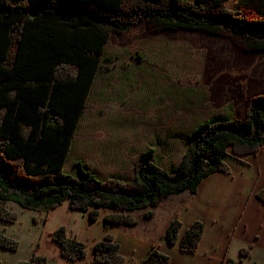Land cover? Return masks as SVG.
<instances>
[{
  "label": "trees",
  "instance_id": "obj_1",
  "mask_svg": "<svg viewBox=\"0 0 264 264\" xmlns=\"http://www.w3.org/2000/svg\"><path fill=\"white\" fill-rule=\"evenodd\" d=\"M141 22L158 31L226 33L243 41L250 50L264 49V17L251 21L237 0H0V79L10 83L12 75L22 78L26 75L20 67L32 64L52 68L54 88L66 79L85 82L83 104L27 100L26 107L38 106L34 118L44 115L50 119L27 131L18 130L16 125L7 131V119L14 108L6 105L7 113L3 123L0 121V223L18 219L6 207L8 201L44 213L67 202L69 210L88 213L91 221H97L105 211V227L132 226L138 220L131 211L156 207L167 195L196 193L207 175L230 171L227 156L240 159L264 148L262 94L251 100L243 119L198 123L174 172L154 162L153 148L143 152L134 164L131 180L100 179L80 163L78 177L64 172L72 136L91 85L103 67L101 59L111 35L129 32ZM19 107L25 115L26 107ZM258 196L264 202V189ZM151 216V210L145 212L146 218ZM181 227L182 221L175 217L165 228L163 236L169 244L178 242ZM204 228L205 224L196 220L185 230L179 243L182 251H196ZM51 237L66 259L76 261L88 255L87 243L69 234L65 226L57 227ZM0 248L16 251L19 243L0 230ZM93 250L95 262H125L113 234L97 240ZM241 254L248 256L250 248H241ZM169 259L154 246L138 264H168ZM18 264L54 263L36 250L30 260ZM225 264L236 262L228 259Z\"/></svg>",
  "mask_w": 264,
  "mask_h": 264
},
{
  "label": "rangeland",
  "instance_id": "obj_2",
  "mask_svg": "<svg viewBox=\"0 0 264 264\" xmlns=\"http://www.w3.org/2000/svg\"><path fill=\"white\" fill-rule=\"evenodd\" d=\"M240 10L258 20L264 17V0H242ZM244 44L226 33L158 31L147 22L114 34L75 137L86 148H73L64 172L78 177L80 163L100 179L131 180L134 164L151 148L154 162L174 172L198 123L218 121L215 116L224 113L244 117L251 100L264 94V49ZM6 205L18 219L1 222L0 230L19 248H0V264L28 261L36 250L55 264L60 253L51 232L56 223L73 221L79 231L87 230L80 211L66 208L46 218L43 211L14 201Z\"/></svg>",
  "mask_w": 264,
  "mask_h": 264
},
{
  "label": "crops",
  "instance_id": "obj_3",
  "mask_svg": "<svg viewBox=\"0 0 264 264\" xmlns=\"http://www.w3.org/2000/svg\"><path fill=\"white\" fill-rule=\"evenodd\" d=\"M241 1L237 0L239 7ZM125 33L114 34L123 35ZM105 55L106 51L101 59L102 65ZM20 68L26 76L18 78L16 75H12L10 83L7 79H0L1 123L7 113L6 105H11L14 108V112L10 113L7 119V127H9L7 131L12 129L13 125H16L20 131H27L38 123H41L39 126L42 125L44 120L50 122V119L44 115L34 118L38 106L29 104L26 107L27 100L83 104L84 79L81 82L76 78L66 79L61 82L60 86H56L58 88H54V73L49 66L30 64ZM101 70L91 85L88 101H86V107L80 116L77 130L72 136V146H70L68 155L73 151V148H86L77 145L75 137L83 116L86 114L93 87L96 85ZM55 93L58 95L55 96ZM19 105L26 107L25 115L20 113ZM232 115V113H224L221 118L217 116L215 118L219 120L243 119L246 116L234 114L235 116L232 117ZM54 148L56 151L58 150L57 146ZM226 161L231 166L230 171L213 172L207 175L198 184L196 193L183 191L167 195L156 207L131 211L132 216H134V212L138 211L139 215L134 216L138 220V224L105 227L103 226L105 211L100 213L97 221H91L88 213L80 214L83 222L87 223L85 231L75 228L73 221L67 225V222L56 223L54 228L65 224L69 234L86 241L88 255L72 261L59 254L55 264H103L94 261L93 245L107 233L113 234L116 241L120 243L121 253L125 258L124 264H138L154 246L170 256L168 264H225L228 259L235 260L236 264H264V202L258 196V192L264 189V148L240 159L227 156ZM66 208H69L67 202L46 213V218L58 210L68 212ZM149 210L152 211L153 216L146 218L145 212ZM175 217L182 221V227L179 231L178 242L169 244L163 233ZM196 220L205 224L201 241L196 251L184 252L179 243L185 230ZM82 231L87 234L85 236L90 235V239L84 237ZM241 248H250V254L243 256Z\"/></svg>",
  "mask_w": 264,
  "mask_h": 264
}]
</instances>
